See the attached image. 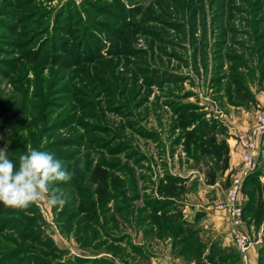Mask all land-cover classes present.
I'll list each match as a JSON object with an SVG mask.
<instances>
[{
	"label": "rangeland",
	"instance_id": "rangeland-1",
	"mask_svg": "<svg viewBox=\"0 0 264 264\" xmlns=\"http://www.w3.org/2000/svg\"><path fill=\"white\" fill-rule=\"evenodd\" d=\"M255 3L0 0V149L74 173L63 206L0 202V264H241L210 207L264 115ZM258 142L243 229L264 264V130Z\"/></svg>",
	"mask_w": 264,
	"mask_h": 264
},
{
	"label": "clouds",
	"instance_id": "clouds-1",
	"mask_svg": "<svg viewBox=\"0 0 264 264\" xmlns=\"http://www.w3.org/2000/svg\"><path fill=\"white\" fill-rule=\"evenodd\" d=\"M27 149L18 157V164L8 158L7 147L0 149V202L19 209L42 201L49 206H63L67 194L56 185L70 181L74 173L54 153L30 145Z\"/></svg>",
	"mask_w": 264,
	"mask_h": 264
},
{
	"label": "built area",
	"instance_id": "built-area-1",
	"mask_svg": "<svg viewBox=\"0 0 264 264\" xmlns=\"http://www.w3.org/2000/svg\"><path fill=\"white\" fill-rule=\"evenodd\" d=\"M258 126H255L250 135H242L237 138V153L242 159V164L236 174L233 175L230 185L224 192V200L216 204V209L224 211L230 223V231L236 242L241 264H251L249 252L257 243L244 231V202L242 198L244 183L257 165L259 155V136L264 130V115H260Z\"/></svg>",
	"mask_w": 264,
	"mask_h": 264
},
{
	"label": "crops",
	"instance_id": "crops-1",
	"mask_svg": "<svg viewBox=\"0 0 264 264\" xmlns=\"http://www.w3.org/2000/svg\"><path fill=\"white\" fill-rule=\"evenodd\" d=\"M242 126L244 128H247L246 123L242 124ZM235 154H236V151H233L234 157L240 159L238 153H237L238 156L235 155ZM215 207H216V205H214L213 207L212 206L210 207V210H211V213H212L211 218L213 219L212 223L214 224L215 229L216 228H220L222 226L221 227L222 231L224 232V230H226V232L228 233V230H229V221H228V219H227V217L225 215V212L224 211L217 210ZM211 213L209 212L208 214H211ZM249 224H251V223H249ZM251 226L253 227L254 224H251ZM260 228L263 229L264 228V225H263V227H260ZM228 236H229V239H231V237H230L229 234H228ZM255 241L257 243L255 244V247H253V249H251V256H252L251 259H253V264H257L258 253H256V252H259V246L261 244V237L259 239L255 240Z\"/></svg>",
	"mask_w": 264,
	"mask_h": 264
},
{
	"label": "trees",
	"instance_id": "trees-1",
	"mask_svg": "<svg viewBox=\"0 0 264 264\" xmlns=\"http://www.w3.org/2000/svg\"><path fill=\"white\" fill-rule=\"evenodd\" d=\"M262 2L264 3V0H256V3H258V9L259 10L262 8V4H261ZM232 32H233V30H232ZM262 35H263V33H259V35L255 36V37H260V36L262 37ZM219 42H220V44H222L225 41H219ZM252 175H254V173ZM243 202H244V212H245L244 217L246 218L247 214L249 213V208H250L249 207V202L250 201L249 200L248 201L246 200V201H243ZM161 225H163V224L161 223ZM238 256H239V253H238ZM145 257L148 258L149 256L148 255H145ZM92 263H96V261H92Z\"/></svg>",
	"mask_w": 264,
	"mask_h": 264
}]
</instances>
